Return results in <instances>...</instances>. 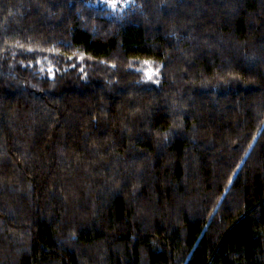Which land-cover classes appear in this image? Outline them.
I'll list each match as a JSON object with an SVG mask.
<instances>
[{
    "label": "trees",
    "instance_id": "16d2710c",
    "mask_svg": "<svg viewBox=\"0 0 264 264\" xmlns=\"http://www.w3.org/2000/svg\"><path fill=\"white\" fill-rule=\"evenodd\" d=\"M0 264H264V0H0Z\"/></svg>",
    "mask_w": 264,
    "mask_h": 264
},
{
    "label": "rangeland",
    "instance_id": "374dc122",
    "mask_svg": "<svg viewBox=\"0 0 264 264\" xmlns=\"http://www.w3.org/2000/svg\"><path fill=\"white\" fill-rule=\"evenodd\" d=\"M98 3L104 4L112 10H120L129 3V0H97ZM157 71L151 66L146 65L144 70V79L148 81H156Z\"/></svg>",
    "mask_w": 264,
    "mask_h": 264
}]
</instances>
